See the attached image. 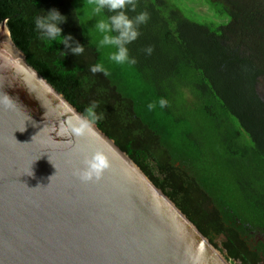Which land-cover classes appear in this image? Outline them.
Instances as JSON below:
<instances>
[{
    "label": "trees",
    "instance_id": "obj_1",
    "mask_svg": "<svg viewBox=\"0 0 264 264\" xmlns=\"http://www.w3.org/2000/svg\"><path fill=\"white\" fill-rule=\"evenodd\" d=\"M199 5L205 11L197 10ZM92 0H0L26 61L138 165L231 264H264V0H138L150 19L132 66L98 46ZM57 9L84 53L41 40L34 17ZM152 46V54L143 49ZM102 63L108 76L93 75ZM166 98L169 107L149 110ZM219 238V241L217 239Z\"/></svg>",
    "mask_w": 264,
    "mask_h": 264
},
{
    "label": "water",
    "instance_id": "obj_2",
    "mask_svg": "<svg viewBox=\"0 0 264 264\" xmlns=\"http://www.w3.org/2000/svg\"><path fill=\"white\" fill-rule=\"evenodd\" d=\"M81 115L2 20L0 264H231L96 124L70 132Z\"/></svg>",
    "mask_w": 264,
    "mask_h": 264
},
{
    "label": "clouds",
    "instance_id": "obj_3",
    "mask_svg": "<svg viewBox=\"0 0 264 264\" xmlns=\"http://www.w3.org/2000/svg\"><path fill=\"white\" fill-rule=\"evenodd\" d=\"M93 15L99 16L105 12L112 13L107 16V19L97 20L94 27L97 32L102 34V38L98 42L100 48H111L114 51L110 52L109 61L117 65L132 66L136 64V58L130 54L128 45L135 42L141 35L140 28L148 23L150 14L147 11H141L135 16H129L128 12H135L138 6V0H92ZM66 22V17L57 9H50L47 12L43 11L42 15L34 17V28L41 40H46L50 43L55 41L62 44L67 53L62 52L63 57L71 53L74 56H79L84 53L85 46L77 42L71 34L61 35L62 28L59 25ZM145 55H151L153 52L152 46H147L143 49ZM89 71L95 75L100 73L108 76V71L102 63H96L89 66ZM100 107L97 101H92L85 108L83 115L78 116L72 123L69 131L79 136L93 124L103 119V112L98 113ZM148 109L151 111L155 108L161 110L169 107V101L166 98H158L155 103H149ZM51 162V161H50ZM87 164V161L85 162ZM53 165V164H52ZM54 167V165H53ZM55 168V167H54ZM32 175V173H31ZM87 175L81 176V179L87 180ZM50 180V178H49Z\"/></svg>",
    "mask_w": 264,
    "mask_h": 264
},
{
    "label": "rangeland",
    "instance_id": "obj_4",
    "mask_svg": "<svg viewBox=\"0 0 264 264\" xmlns=\"http://www.w3.org/2000/svg\"><path fill=\"white\" fill-rule=\"evenodd\" d=\"M171 1L176 2V0H171ZM197 10L205 11V10H206V6H204V5H199V6L197 7ZM263 84H264V83H263ZM263 87H264V85H263ZM259 91H260V93L264 96V90H263V88H262L261 86H259ZM217 241H219V238L217 239ZM263 263H264V255H263ZM236 264H237V263H236Z\"/></svg>",
    "mask_w": 264,
    "mask_h": 264
}]
</instances>
